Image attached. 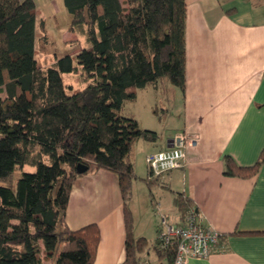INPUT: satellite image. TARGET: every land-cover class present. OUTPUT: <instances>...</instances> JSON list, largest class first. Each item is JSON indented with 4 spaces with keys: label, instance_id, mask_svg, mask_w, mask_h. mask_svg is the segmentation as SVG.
Returning a JSON list of instances; mask_svg holds the SVG:
<instances>
[{
    "label": "trees",
    "instance_id": "16d2710c",
    "mask_svg": "<svg viewBox=\"0 0 264 264\" xmlns=\"http://www.w3.org/2000/svg\"><path fill=\"white\" fill-rule=\"evenodd\" d=\"M64 6L79 36L66 44L80 50L42 68L37 45L46 50L50 40L45 19L37 34L34 0H0V264H94L98 226L71 230L66 217L74 182L99 170L118 178L126 225L121 264H174L177 247L164 245V227L152 245L133 232L129 202L137 175L129 156L134 143H155L159 135L121 110L138 90L166 81L185 93L186 0H64ZM63 74H76L81 87L65 85ZM263 164L264 149L251 167L227 156L224 174L247 178ZM147 167L151 196L155 186L171 191L162 178L174 170L155 176ZM19 168L13 189L7 184ZM174 203L181 218L175 226L198 216L183 193ZM150 249L155 262L147 258Z\"/></svg>",
    "mask_w": 264,
    "mask_h": 264
},
{
    "label": "crops",
    "instance_id": "0c3cea01",
    "mask_svg": "<svg viewBox=\"0 0 264 264\" xmlns=\"http://www.w3.org/2000/svg\"><path fill=\"white\" fill-rule=\"evenodd\" d=\"M34 2L39 34V22L45 19L41 9L57 7L58 3ZM61 2L64 5V0ZM186 3V88L180 96V128L159 134L153 121L159 119L157 111L149 120H142L136 111L126 112L125 116L135 118L142 129L159 135L155 143H134L129 159L135 166L133 158L140 157L147 166L148 156L171 147L177 134H188L193 143L188 147L185 166L168 173L162 181L173 198L176 193L189 197L204 227L221 233L222 240L219 251L186 264H264V164L256 175L247 178L224 174L227 156L240 167H251L264 149V0ZM62 37L58 54L37 57L40 67L53 64L65 51L75 54L80 50L66 44L79 38L70 26ZM147 88L138 90L137 100L130 103H136ZM151 88L154 93L158 91V86ZM161 201L158 206L163 211ZM175 212L171 225L181 223L176 206ZM162 216L167 221L170 215ZM66 223L71 230L98 226L100 240L94 264L124 262V205L114 173L99 170L74 182Z\"/></svg>",
    "mask_w": 264,
    "mask_h": 264
},
{
    "label": "rangeland",
    "instance_id": "374dc122",
    "mask_svg": "<svg viewBox=\"0 0 264 264\" xmlns=\"http://www.w3.org/2000/svg\"><path fill=\"white\" fill-rule=\"evenodd\" d=\"M57 7H45L41 9L46 21L47 34L49 36L50 43L46 50L41 51L39 48L36 50L37 57L41 56L47 58H53L55 54H58L62 47L63 33L69 29L72 21L71 15L68 13L65 6L62 4L61 0H57ZM63 81L65 85L72 84L75 88L81 87V80L76 74H63ZM138 101L136 103L127 102L121 114L125 115L126 112L130 110L133 112H138L142 120H149L152 114L157 111L159 119L155 122L154 126L158 129L159 134H169L173 133L180 128L181 122V108L180 103L181 91L179 88L173 86L170 82L166 81L161 86H158V91L154 93V89L150 87L147 88L145 92L140 94ZM152 96V97H150ZM154 107L151 109V107ZM152 119V118H151ZM153 125V124H151ZM149 125V126H151ZM135 160V173L137 175V180L134 181L132 186V197L129 202L130 207L134 215V223L136 230L133 229L135 236L141 234L144 236L149 245L156 244L157 239V226L163 228V214H169L168 224L171 223V217L175 215V205L173 204V195L168 190L162 189L161 187H152L153 196H151V191L148 188L145 179L147 178V166L145 161L137 157ZM26 171H32V167H25ZM20 168L17 169L13 174V179L7 186L15 189L16 181L21 176ZM162 198V207L165 210H159V200ZM166 216V215H165ZM167 217V216H166ZM147 258L155 262V254L153 250L150 249V254ZM46 264H50L49 262ZM163 264H166L165 262Z\"/></svg>",
    "mask_w": 264,
    "mask_h": 264
},
{
    "label": "built area",
    "instance_id": "2783aa9c",
    "mask_svg": "<svg viewBox=\"0 0 264 264\" xmlns=\"http://www.w3.org/2000/svg\"><path fill=\"white\" fill-rule=\"evenodd\" d=\"M192 143L190 136L182 132L174 137L171 147L148 156L146 160L152 174L160 176L183 168L188 147ZM163 225L165 232L161 240L164 245L176 244L177 247L174 264H186L191 259H205L220 250L221 233L204 227L199 215L192 214L188 217L185 226L168 224L165 219Z\"/></svg>",
    "mask_w": 264,
    "mask_h": 264
},
{
    "label": "water",
    "instance_id": "95a60500",
    "mask_svg": "<svg viewBox=\"0 0 264 264\" xmlns=\"http://www.w3.org/2000/svg\"><path fill=\"white\" fill-rule=\"evenodd\" d=\"M87 170V168H84L83 171L85 172Z\"/></svg>",
    "mask_w": 264,
    "mask_h": 264
}]
</instances>
